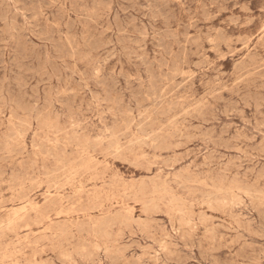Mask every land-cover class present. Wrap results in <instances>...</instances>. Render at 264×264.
Here are the masks:
<instances>
[{"label": "rangeland", "instance_id": "374dc122", "mask_svg": "<svg viewBox=\"0 0 264 264\" xmlns=\"http://www.w3.org/2000/svg\"><path fill=\"white\" fill-rule=\"evenodd\" d=\"M0 15V264H264V0Z\"/></svg>", "mask_w": 264, "mask_h": 264}, {"label": "bare ground", "instance_id": "6f19581e", "mask_svg": "<svg viewBox=\"0 0 264 264\" xmlns=\"http://www.w3.org/2000/svg\"><path fill=\"white\" fill-rule=\"evenodd\" d=\"M14 1H15V0H14ZM31 1H32V0H31ZM33 1H34V0H33ZM74 1H75V0H74ZM115 1H116V0H115ZM121 1H122V0H121ZM170 1H172V0H170ZM18 2H19V1H18ZM20 2H21V0H20ZM22 2H23V1H22ZM57 2H59V1H57ZM161 2H162V0H161ZM2 3H3V2H2ZM34 3H35V2H34ZM69 3H70V2H69ZM164 3H165V2H163V5H164ZM5 4H8V3H5ZM29 4H30V3H29ZM35 4H36V3H35ZM166 4H167V3H166ZM108 5H109V4H108ZM30 6H31V4H30ZM167 6H168V4H167ZM169 6H170V5H169ZM2 7H4V6H2ZM42 7H43V6H42ZM107 7H109V6H107ZM7 8H8V7H7ZM49 8H50V7H49ZM77 8H78V7H77ZM86 8H87V7H86ZM147 8H148V7H147ZM160 8H161V7H160ZM164 8H165V7H164ZM42 9H43V8H42ZM21 10H22V9H21ZM26 10H27V9H26ZM30 10H31V9H30ZM37 10H38V9H37ZM58 10H59V9H58ZM84 10H85V9H84ZM168 10H169V9H168ZM7 11H8V10H7ZM27 11H28V10H27ZM128 11H129V10H128ZM157 11H158V10H157ZM169 11H170V10H169ZM172 11H173V10H172ZM58 12H59V11H58ZM76 12H77V11H76ZM76 12H75V14H76ZM81 12H82V11H81ZM159 12H160V11H159ZM161 12H162V11H161ZM5 13H6V12H5ZM77 13H80V12L78 11ZM162 13H163V12H162ZM165 13H166V12H165ZM173 13H174V12H173ZM7 14H8V13H7ZM93 14H94V13H93ZM118 14H119V13H118ZM118 14H117V15H118ZM163 14H164V13H163ZM1 15H2V14H1ZM1 15H0V16H1ZM4 15H5V14H4ZM79 15H80V14H79ZM165 15H166V14H165ZM173 15H174V14H173ZM153 16H154V15H153ZM167 16H168V15H167ZM170 16H171V15H170ZM52 17H54V16L52 15ZM59 17H60V16H59ZM84 17H85V16H84ZM172 17H173V16H172ZM15 18H16V17H15ZM25 18H26V17H25ZM96 18H97V17H96ZM163 18H164V17H163ZM204 18H205V17H204ZM6 19H7V18H6ZM61 19H62V18H61ZM61 19H60V20H61ZM111 19H113V18H111ZM116 19H117V18H116ZM116 19H115V20H116ZM166 19H167V18H166ZM171 19H172V18H171ZM3 20H4V18H3ZM16 20H17V19H16ZM16 20H14V22H15ZM76 20H77V19H76ZM85 20H86V19H85ZM85 20H84V21H85ZM174 20H175V19H174ZM0 21H1V19H0ZM61 21H62V20H61ZM117 21H118V19H117ZM134 21H135V20H134ZM169 21H170V20H169ZM169 21H168V23H170ZM175 22H176V21H175ZM4 23H5V22H4ZM39 23H40V22H39ZM72 23H73V22H72ZM117 23H118V22H117ZM12 25H14V23H13ZM71 25H72V24H71ZM239 25H240V24H239ZM66 26H68V25H66ZM168 26H169V25H168ZM168 26H167V27H168ZM5 27H6V26H5ZM8 27L10 28V26H8ZM17 27H18V26H17ZM69 27H70V26H69ZM73 27H74V25H73ZM132 27H133V26H132ZM167 27H166V28H167ZM187 27H188V26H187ZM236 27H237V26H236ZM179 28H180V27H179ZM5 29H6V28H5ZM17 29H19V28H17ZM54 29H55V28H54ZM54 29H53V30H54ZM70 29H71V28H70ZM70 29H69V30H70ZM73 29H74V28H73ZM55 30H56V29H55ZM82 30H83V29H82ZM43 31H44V30H43ZM116 31H117V30H116ZM122 31H123V30H122ZM185 31H186V29H185ZM7 32H8V31H7ZM50 32H51V31H50ZM70 32H72V31H70ZM124 32H125V30H124ZM186 32H188V31H186ZM80 33H81V32H80ZM165 33H166V32H165ZM53 34H54V33H53ZM58 34H59V33H58ZM70 34H71V33H70ZM155 34H156V33H155ZM186 34H187V33H186ZM220 34H221V33H220ZM42 35H43V34H42ZM59 35H60V34H59ZM68 35H69V34H68ZM80 35H81V34H80ZM156 35H157V34H156ZM172 35H174V34H172ZM8 36H9V35H8ZM89 36H90V35H89ZM50 37H51V36H50ZM62 37H63V36H62ZM74 37H75V36H74ZM123 37H124V36H123ZM173 37H174V36H173ZM220 37H221V35H220ZM58 38H59V36H58ZM89 38H90V37H89ZM121 38H122V37H121ZM128 38H129V37H128ZM150 38H151V37H150ZM196 38H197V37H196ZM196 38H195V39H196ZM221 38H222V37H221ZM10 39H11V38H10ZM50 39H51V38H50ZM74 39H75V38H74ZM198 39H199V38H198ZM47 40H49V39H47ZM51 40H52V39H51ZM51 40H49V41H51ZM69 40H70V39H69ZM78 40H79V39H78ZM112 40H113V38H112ZM185 40H186V39H185ZM187 40H188V39H187ZM207 40H208V39H207ZM221 40H222V39H221ZM9 41H10V40H9ZM123 41H124V40H123ZM111 42H112V41H111ZM45 43H47V42H45ZM49 43H50V42H49ZM72 43H74V42H72ZM162 44H164V43H162ZM166 44H167V43H166ZM166 44H165V45H166ZM58 45H59V44H58ZM84 45H85V44H84ZM221 45H222V44H221ZM59 46H60V45H59ZM75 46H76V45H75ZM91 46H92V45H91ZM110 46H111V45H110ZM162 46H163V45H162ZM169 46H170V45H169ZM189 46H190V45H189ZM18 47H20V46L18 45ZM88 47H89V46H88ZM93 47H95V46H93ZM32 48H33V47H32ZM35 48H36V47H35ZM35 48H34V49H35ZM60 48H61V47H60ZM60 48H59V49H60ZM85 48H86V46H85ZM182 48L184 49V46H183ZM17 49H18V48H17ZM61 49H62V48H61ZM41 50H42V49H41ZM76 50H77V49H76ZM164 50H165V49H164ZM168 50H169V49H168ZM18 51H19V50H18ZM94 51H95V50H94ZM115 51H116V50H115ZM166 51H167V50H166ZM178 51H179V50H178ZM64 52H65V51H64ZM88 52H89V51H88ZM95 53H96V51H95ZM185 53H186V51H185ZM58 54H59V53H58ZM164 54H165V53H164ZM169 54H170V53H169ZM63 55H64V54H63ZM113 55H114V54H113ZM124 55H125V54H124ZM166 55H167V54H166ZM170 55H171V54H170ZM114 56H115V55H114ZM186 56H187V55H186ZM21 57H23V56H21ZM21 57H20L19 59H21ZM30 57H31V56H30ZM67 57H68V56H67ZM107 57H108V55H107ZM112 57H113V56H112ZM128 57H129V56H128ZM168 57H169V56H167V58H168ZM100 58H101V57H100ZM162 58H163V57H162ZM181 58H182V56H181ZM186 58H187V57H186ZM30 59H31V58H30ZM60 59H61V58H60ZM141 59H142V58H141ZM146 59H147V58H145V60H146ZM21 60H22V59H21ZM24 60H25V59H24ZM39 60H40V59H39ZM70 60H71V59H70ZM129 60H130V58H129ZM143 60H144V59H143ZM143 60H141V61H143ZM184 60H185V59H184ZM16 61H17V60H16ZM18 61H19V60H18ZM18 61H17V62H18ZM34 61H35V60H34ZM119 61H120V59H119ZM177 61H178V60H177ZM30 62H31V61H30ZM32 62H33V61H32ZM33 63H35V62H33ZM142 63H143V62H142ZM145 63H146V62H145ZM147 63H148V62H147ZM18 64H19V63H18ZM164 64H165V63H164ZM181 64L183 65V63H181ZM16 65H17V64H16ZM94 65H95V64H94ZM94 65H93V66H94ZM154 65H156V64H154ZM161 65H162V64H161ZM175 65H176V64H175ZM240 65H241V64H240ZM18 66H19V65H18ZM37 66H38V65H37ZM103 66H104V65H103ZM152 66H153V65H152ZM164 66H165V65H164ZM173 66H174V65H173ZM198 66H199V65H198ZM38 67H39V66H38ZM135 67H137V66L135 65ZM146 67H147V66H146ZM150 67H151V66H150ZM161 67H162V66H161ZM201 67H202V66H201ZM24 68H25V67H24ZM33 68H34V67H33ZM33 68H32V70H33ZM144 68H145V67H144ZM151 68H153V67H151ZM157 68L160 69L159 67H157ZM236 68H238V67H236ZM243 68H244V67H243ZM53 69H54V68H53ZM115 69H116V68H115ZM175 69H176V66H175ZM199 69H200V68H199ZM199 69H198V70H199ZM207 69H208V68H207ZM11 70H12V69H11ZM18 70H19V69H18ZM22 70H25V69H21V71H22ZM29 70H30V69H29ZM29 70H26V71L29 72ZM54 70H56V69H54ZM122 70H123V69H122ZM147 70H148V69H147ZM160 70H161V69H160ZM173 70H174V69H173ZM173 70H172V73H173ZM240 70H242V69H240ZM4 71H5V70H4ZM37 71H38V70H37ZM17 72H18V71H17ZM39 72H40V71H39ZM64 72H65V71H64ZM120 72H121V71H120ZM183 72H184V71H183ZM51 73H52V72H51ZM54 73H55V72H54ZM98 73H99V72H98ZM137 73H138V72H137ZM161 73H163V72H161ZM4 74H5V72H4ZM10 74H11V73H10ZM74 74H75V73H74ZM85 74H86V73H85ZM96 74H97V73H96ZM124 74H125V73H124ZM124 74H123V75H124ZM201 74H202V73H201ZM22 75H23V74H22ZM170 75H171V74H170ZM4 76H5V75H4ZM11 76H12V75H11ZM46 76H47V75H46ZM59 76H60V75H59ZM95 76H96V75H95ZM119 76H121V75H119ZM165 76H166V75H164V77H165ZM183 76H184V75H183ZM187 76H188V74H187ZM30 77H32V76H30ZM34 77H35V76H34ZM123 77H126V76H123ZM154 77H155V76H154ZM154 77H153V78H154ZM156 77H157V76H156ZM166 77H167V76H166ZM175 77L177 78L176 75H175ZM178 77H179V76H178ZM191 77H192V76H191ZM13 78H14V77H13ZM35 78H36V77H35ZM83 78H84V77H83ZM85 78H86V76H85ZM96 78H97V77H96ZM129 78H130V77H129ZM141 78H142V76H141ZM153 78H151V79H153ZM160 78H161V77H160ZM160 78H159V79H160ZM172 78H173V77H171V79H172ZM179 78H180V77H179ZM182 78H183V77H182ZM49 79H50V78H49ZM198 79H199V78H198ZM21 80H22V79H21ZM38 80H39V79H38ZM40 80H41V79H40ZM61 80H63V79H61ZM106 80H107V79H106ZM149 80H150V79H149ZM153 80H154V79H153ZM153 80H151V82H152ZM161 80H162V79H161ZM169 80H170V79H169ZM175 80H176V79H175ZM177 80H178V79H177ZM246 80H247V79H246ZM34 81H35V80H34ZM79 81H80V80H79ZM155 81H156V79H155ZM162 81H163V80H162ZM162 81H161V83H160L161 85H162ZM167 81H168V80H167ZM190 81H191V80H190ZM217 81H218V80H217ZM20 82H21V81H20ZM39 82H40V81H39ZM49 82H50V80H49ZM101 82H103V81H101ZM129 82H130V81H129ZM140 82H141V81H140ZM182 82H183V81H182ZM242 82H243V81H242ZM244 82H245V80H244ZM246 82H247V81H246ZM41 83H42V82H41ZM59 83H60V81H59ZM98 83H99V82H98ZM105 83H106V82H105ZM158 83H159V82H158ZM199 83H200V82H199ZM21 84H23V82H22ZM96 84H97V83H96ZM101 84H102V83H101ZM106 84H107V83H106ZM149 84H150V83H149ZM154 84H155V83H154ZM174 84H175V83H174ZM18 85H19V84H18ZM37 85H38V84H37ZM104 85H105V84H104ZM123 85H124V84H123ZM126 85H127V84H126ZM141 85H142V84H141ZM150 85H151V84H150ZM242 85H243V84H242ZM107 86H108V84H107ZM110 86H111V85H110ZM170 86H171V85H170ZM172 86H173V85H172ZM174 86H175V85H174ZM174 86H173V87H174ZM176 86H177V84H176ZM178 86H179V85H178ZM178 86H177V87H178ZM184 86H185V85H184ZM254 86H255V84H254ZM257 86H258V85H257ZM23 87H25V86H23ZM113 87H114V85H113ZM16 88H17V87H16ZM19 88H20V87H19ZM81 88H82V87H81ZM154 88H155V87H154ZM162 88H163V87H162ZM174 88H176V87H174ZM174 88H173V89H174ZM20 89H21V88H20ZM65 89H66V88H65ZM109 89H110V88H109ZM109 89H108V90H109ZM155 89H157V87H156ZM170 89H171V88H170ZM183 89H184V88H183ZM18 90H19V89H18ZM67 90H68V88H67ZM153 90H154V89H153ZM237 90H238V89H237ZM242 90H243V89H242ZM19 91H20V90H19ZM154 91H155V90H154ZM158 91H160V90H158ZM263 91H264V90H263ZM149 92H150V91H149ZM160 92H161V91H160ZM181 92H182V91H181ZM205 92H206V91H205ZM63 94H64V93H63ZM109 94H110V92H109ZM112 94H113V93H112ZM148 94H149V93H148ZM159 94H160V93H159ZM233 94H234V93H233ZM250 94H251V93H250ZM15 95H16V94H15ZM34 95H35V94H34ZM115 95H116V94H115ZM132 95H133V94H132ZM132 95H131V96H132ZM137 95H138V94H137ZM137 95H136L135 97H137ZM163 95H164V93H163ZM173 95H174V94H173ZM16 96H17V95H16ZM143 96H144V95H143ZM148 96H149V95H148ZM154 96H155V95H154ZM160 96H161V95H160ZM259 96H260V95H259ZM47 97H48V96H47ZM71 97H72V96H71ZM151 97H153V94H152ZM162 97H163V96H162ZM68 98H70V97H68ZM110 98H111V97H110ZM120 98H121V97H120ZM120 98H119V99H120ZM144 98H145V97H144ZM148 98H149V97H148ZM153 98H155V97H153ZM157 98H158V97H157ZM160 98H161V97H160ZM257 98H259V97H257ZM257 98H256V99H257ZM8 99H9V98H8ZM24 99H25V98H24ZM91 99H92V98H91ZM140 99H141V98H140ZM162 99H163V98H162ZM162 99H160V100H162ZM247 99H249L248 96H247ZM260 99H261V98H260ZM27 100H28V98H27ZM46 100H47V99H46ZM106 100H107V99H106ZM138 100H139V99H138ZM154 100H155V99H154ZM158 100H159V98H158ZM250 100H251V99H250ZM261 100H262V99H261ZM68 101H69V100H68ZM70 101H71V100H70ZM107 101H108V100H107ZM116 101H117V100H116ZM143 101H145V100H143ZM148 101H149V100H148ZM163 101H164V100H163ZM247 101H248V100H247ZM0 102H1V101H0ZM117 102H118V101H117ZM137 102H138V101H137ZM145 102H147V101H145ZM165 102H166V101H165ZM241 102H242V100H241ZM244 102H245V101H244ZM244 102H243V103H244ZM262 102H263V101H262ZM20 103H22V102H20ZM32 103H33V102H32ZM32 103H31V104H32ZM135 103H136V101H135ZM149 103H152V104H153L152 100H151V102H149ZM162 103H163V102H162ZM162 103H161V104H162ZM170 103H171V102H170ZM229 103H230V102H229ZM256 103H258L257 100H256ZM1 104H2V102H1ZM23 104H24V102H23ZM117 104H118V103H117ZM136 104H137V103H136ZM154 104H155V103H154ZM161 104H160V105H161ZM241 104H242V103H241ZM74 105H75V104H74ZM118 105H119V104H118ZM178 105L180 106V104H178ZM139 106H140V105H139ZM155 106H156V105H155ZM231 106H232V105H231ZM17 107L20 108V106H17ZM36 107H37V106H36ZM123 107H124V106H123ZM123 107H122V109H124ZM137 107H138V106H137ZM162 107H163V106H162ZM201 107H202V106H201ZM225 107H226V106H225ZM237 107H238V106H237ZM53 108H54V107H53ZM53 108H52V109H53ZM119 108H120V107H119ZM141 108H142V107H141ZM152 108H153V107H152ZM157 108H159V106L156 107V110H157ZM176 108H177V107H176ZM178 108H179V107H178ZM203 108H204V107H203ZM203 108H202V109H203ZM233 108H235V107L233 106ZM129 109H130V108H129ZM142 109H143V108H142ZM142 109H141V110H142ZM173 109L175 110V108H173ZM200 109H201V108H200ZM118 110H119V109H118ZM130 110H131V109H130ZM150 110H151V109H150ZM170 110H171V109H170ZM170 110H169V111H170ZM203 110H204V109H203ZM205 110H206V109H205ZM211 110L213 111V109H211ZM225 110H226V109H225ZM233 110H234V109H233ZM119 111H120V110H119ZM176 111H177V110H176ZM182 111H183V110H182ZM198 111H199V110H197V112H198ZM0 112H2V111H0ZM131 112H133V111L131 110ZM146 112H147V111H146ZM154 112H155V111H154ZM170 112H172V111H170ZM29 113H30V111H29ZM144 113H145V112H144ZM148 113H149V112H148ZM155 113H156V112H155ZM164 113H165V112H164ZM164 113H163V116L166 115V113H165V115H164ZM187 113H188V112H187ZM222 113H223V112H222ZM226 113H227V112H226ZM153 114H154V113H153ZM188 114H189V113H188ZM188 114H186V115H188ZM224 114H225V113H224ZM29 115H30V114H29ZM55 115H56V114H55ZM123 115H124V114H123ZM149 115H150V114H147V117H148ZM156 115H157V113H156ZM169 115H170V114H169ZM203 115H204V113H203ZM203 115H201V116H203ZM14 116H16V115H14ZM117 116H118V115H117ZM159 116H162V115H159ZM167 116H168V115H167ZM193 116H194V115H193ZM124 117H127V116H124ZM145 117H146V116H145ZM145 117H144V118H145ZM156 117H157V116H156ZM169 117H170V116H169ZM183 117H184V116H183ZM11 118H12V117H11ZM129 118H130V117H129ZM138 118H139V117H138ZM142 118H143V117H142ZM144 118H143V119H144ZM201 118H202V117H201ZM204 118H205V117H204ZM204 118H203V119H204ZM131 119H132V117H131ZM181 119H182V118H181ZM191 119H192V118H191ZM203 119H202V120H203ZM4 120H5V119H4ZM103 120H104V119H103ZM103 120H102V121H103ZM106 120H107V119H106ZM115 120H116V118H115ZM141 120H142V119H141ZM154 120H155V119H154ZM8 121H9V120H8ZM12 121H13V120H12ZM12 121H11V123H12ZM127 121H128V120H127ZM133 121H134V120H133ZM144 121H145V120H144ZM148 121H149V120H148ZM152 121H153V120H152ZM156 121H157V120H156ZM164 121H165V120H164ZM176 121H177V120H176ZM6 122H7V121H6ZM129 122H130V121H129ZM134 122H135V121H134ZM138 122H140V121H138ZM161 122H162V121H161ZM105 123H106V122H105ZM114 123H115V122H114ZM132 123H133V122H132ZM103 124H104V123H103ZM112 124H113V123H112ZM146 124H148V123H146ZM150 124H151V122H150ZM116 125H118V124H116ZM142 125H143V123H142ZM9 126H10V125H9ZM23 126H24V125H23ZM127 126H128V125H127ZM171 126H172V125H171ZM24 127H25V126H24ZM47 127H49V126H47ZM125 127H126V126H125ZM139 127H141V128H143V127H144V128H147V125H146V127H145V124H144L143 127H142V126H139ZM167 127H169V126H167ZM115 128H116V127H115ZM122 128H123V127H122ZM128 128H129V127H128ZM144 128H143L142 130H145ZM162 128H163V127H162ZM172 128H173V127H172ZM124 129H125V128H124ZM139 129H140V128H139ZM147 129L150 130V128H147ZM109 130L111 131V130H113V128H112V129H109ZM113 131H114V130H113ZM116 131H117V130H116ZM130 131H131V129H130ZM130 131H129V132H130ZM80 132H81V131H80ZM104 132H105V131H104ZM138 132H139V131H138ZM144 132H145V131H144ZM151 132H152V131H151ZM162 132H163V131H162ZM176 132H177V131H176ZM140 133H142V132H140ZM177 133H178V132H177ZM208 133H209V132H207V134H208ZM23 134H24V133H23ZM126 134H127V133H126ZM143 134H144V133H143ZM143 134H142V135H143ZM146 134H147V133H145L144 135H146ZM152 134H153V133H152ZM173 134H174V132H173ZM209 134H210V136H211V133H209ZM14 135H15V134H14ZM21 135H22V134H21ZM156 135H157V134H156ZM159 135H160V134H159ZM177 135H178V134H177ZM202 135H203V134H202ZM17 136H18V135H17ZM75 136H76V135H75ZM146 136H147V135H146ZM154 136H155V135H154ZM154 136H153V137H154ZM208 136H209V135H208ZM212 136H213V135H212ZM212 136H211V137H212ZM15 137H16V136H15ZM18 137H19V136H18ZM123 137H124V136H123ZM142 137H143V136H142ZM144 137H145V136H144ZM147 137H148V136H147ZM153 137H152V138H153ZM117 138H118V137H117ZM152 138H151V139H152ZM156 138H157V137H156ZM212 138H213V137H212ZM151 139H149V140L151 141ZM153 139H154V138H153ZM209 139H210V138H209ZM19 140H20V139H19ZM73 140H74V139H73ZM116 140H117V139H116ZM154 140H155V139H154ZM154 140H153V141H154ZM204 140H205V139H204ZM158 141H159V140H158ZM20 142H22V141H20ZM20 142H19V143H20ZM137 142H138V141H137ZM137 142H136V143H137ZM162 142H164V141H162ZM162 142H160V143H162ZM166 142L168 143V141H166ZM49 143H50V142H49ZM100 143H101V141H100ZM140 143H141V142H140ZM7 144H8V143H7ZM70 144H71V143H70ZM77 144H78V142H77ZM89 144H90V143H89ZM92 144H93V143H92ZM107 144H108V143H107ZM131 144H132V143H131ZM142 144H143V143H142ZM142 144H141V145H142ZM146 144H147V142H146ZM146 144H145V145H146ZM154 144H156V143L154 142ZM157 144H158V142H157ZM164 144H165V143H164ZM1 145H3V144H1ZM49 145H50V144H49ZM119 145H120V144H119ZM54 146H55V145H54ZM91 146H92V145H91ZM97 146H99V145H97ZM146 146H147V145H146ZM152 146H153V145H152ZM179 146H180V145H179ZM6 147H7V146H6ZM23 147H24V146H23ZM108 147H109V146H108ZM119 147H120V146H119ZM143 147H144V145H143ZM154 147H156V146H154ZM3 148H4V147H3ZM3 148H2V150H3ZM45 148H46V147H45ZM152 148H153V147H152ZM177 148H179V147L177 146ZM18 150H19V149H18ZM93 150H94V149H93ZM95 150H96V148H95ZM0 151H1V150H0ZM7 151H8V150H7ZM11 151H12V150H11ZM32 151H33V150H32ZM41 151H42V150H41ZM49 151H50V150H49ZM89 151H90V150H89ZM15 152H17V151H15ZM25 152H26V151H24V153H25ZM91 152H92V151H91ZM67 153H68V152H67ZM92 153H93V152H92ZM111 153H112V152H111ZM116 153H117V152H116ZM119 153H120V152H119ZM9 154H10V153H9ZM9 154H8V155H9ZM83 154H84V153H83ZM107 154H108V153H107ZM113 154H114V153H113ZM2 155H3V154H2ZM114 155H115V154H114ZM26 156H27V155H26ZM36 156H37V155H36ZM85 158H86V157H85ZM119 158H120V157H119ZM2 159H3V158H2ZM43 159H45V158H43ZM83 159H84V158H83ZM3 160H5V159H3ZM45 160H46V159H45ZM110 160H111V159H110ZM82 161H83V160H82ZM128 165H129V164H128ZM36 166H37V165H36ZM133 166H134V165H133ZM204 167H206V166H204ZM222 167H223V165H222ZM57 168H58V167H57ZM193 170H194V169H193ZM219 170H220V169H219ZM46 174H47V173H46ZM46 174H45V175H46ZM74 174H76V173L74 172ZM218 174H219V172H218ZM72 175H73V174L69 175V179H70V176H71V178H72ZM187 175L190 176L189 174H187ZM199 176H200V175H199ZM249 176H250V175H249ZM256 176H257V175H256ZM6 177H7V176H6ZM24 177H25V176H24ZM152 177H153V176H152ZM32 178H33V177H32ZM35 178H36V177H35ZM75 178H76V177H75ZM75 178H74V179H75ZM251 178H252V177H251ZM10 179H11V178H10ZM13 179H14V178H13ZM16 179H17V178H16ZM54 179H55V178H54ZM58 179H59V178H58ZM252 179H253V178H252ZM11 180H12V179H11ZM47 180H48V179H47ZM65 180H67V179H65ZM16 182H17V181H16ZM25 182H26V180H25ZM48 182H49V180H48ZM72 182H74V181H72ZM175 182H176V181H175ZM11 183H12V182H11ZM14 183H15V182H14ZM55 183H56V182H55ZM65 183H66V182H65ZM68 183H69V182H68ZM257 183H258V182H257ZM16 184H17V183H16ZM69 184H71V183H69ZM88 184H89V183H88ZM110 184H111V183H110ZM6 185H7V184H6ZM49 185H50V183H49ZM203 185H204V184H203ZM212 185H213V184H212ZM28 186H29V184H28ZM30 186H31V185H30ZM41 186H42V184H41ZM68 186H70V185H68ZM9 187H10V186H8V189H9ZM33 187H35V186L33 185ZM46 187H47V186H46ZM66 187H67V186H66ZM48 188H50V186H49ZM51 188H52V185H51ZM142 188H143V187H142ZM181 188H182V187H181ZM217 188H218V187H217ZM250 188H251V187H250ZM127 189H128V188H127ZM183 189H184V187H183ZM208 189H209V188H208ZM222 189H223V188H222ZM243 189H244V188H243ZM27 190H28V188H27ZM52 190H53V188H52ZM55 190H58V189H55ZM60 191H62V189H61ZM134 191H135V190H134ZM157 191H158V190H157ZM247 191H248V190H247ZM249 191H251V190L249 189ZM9 192H10V191H9ZM20 192H21V191H20ZM54 192H55V191H54ZM252 192H254V191H252ZM81 193H82V192H81ZM240 193H241V192H240ZM255 193H258V192L255 191ZM6 194H7V193H6ZM16 194H17V193H16ZM24 194H25V193H24ZM105 194H106V193H105ZM261 194H262V193H261ZM12 195H13V194H12ZM107 195H108V194H107ZM128 195H129V194H128ZM229 195H231V194H229ZM258 195H259V194H258ZM262 195H263V194H262ZM3 196H4V195H3ZM72 196H73V195H72ZM125 196H127V195H125ZM250 196H251V195H250ZM263 196H264V195H263ZM74 197H75V196H74ZM202 197H203V196H202ZM215 197H217V196H215ZM230 197H231V196H230ZM251 197H252V196H251ZM263 198H264V197H263ZM112 199H113V198H112ZM125 199H126V198H125ZM246 199H247V198H246ZM2 200H3V199H2ZM2 200H1V201H2ZM255 200H256V199H255ZM263 202H264V201H263ZM25 204H26V203H25ZM27 204H28V203H27ZM67 204H68V203H66V205H67ZM115 204H116V203H115ZM146 204H148V203H146ZM146 204H145V205H146ZM187 204H188V203H187ZM116 205H117V204H116ZM148 205H149V204H148ZM11 206H12V205H11ZM171 206H172V205H171ZM12 208H13V207H12ZM24 208H25V207H24ZM31 208H32V207H31ZM37 208H38V207H37ZM223 208H224V207H223ZM4 209H5V208H4ZM32 209H33V208H32ZM65 209H66V208H65ZM20 210H21V209H20ZM145 210H146V209H145ZM6 212H7V211H6ZM6 212H5V213H6ZM10 212H11V211H10ZM36 212H37V210H36ZM130 212H131V211H130ZM61 213H62V211H61ZM36 215H37V214H36ZM70 215H71V214H70ZM29 216H30V214H29ZM59 216H60V215H59ZM63 216H64V215H63ZM27 217H28V216H27ZM15 218H16V217H15ZM22 218H23V216H22ZM25 218H26V217H25ZM57 218H58V217H57ZM124 218H125V217H124ZM128 218H129V217H128ZM145 218H146V217H145ZM17 219H18V218H17ZM49 219H50V218H49ZM72 220H73V219H72ZM105 220H106V219H105ZM129 220H130V219H129ZM231 220H232V218H231ZM19 221H20V219H19ZM89 221H90V220H89ZM17 222H18V221H17ZM197 222H198V220H197ZM15 223H16V222H15ZM37 223H39V222H37ZM70 223H71V222H70ZM106 223H107V222H106ZM124 224H125V223H124ZM143 224H144V223H143ZM247 224H248V223H247ZM10 225H12V224H10ZM16 225H17V224H16ZM82 225H83V224H82ZM88 225H89V224H88ZM97 225H98V224H97ZM103 225H104V224H103ZM65 226H66V225H65ZM101 226H102V224H101ZM247 226H248V225H247ZM104 227H106V225H105ZM10 228H12V227H10ZM0 229H1V228H0ZM65 229H66V228H65ZM79 229H80V228H79ZM93 229H94V228H93ZM96 229H97V227H96ZM110 229H111V227H110ZM99 230H100V228H99ZM106 230H107V229H106ZM63 231H64V230H63ZM71 231H72V230H71ZM71 231H70V232H71ZM181 231H182V230H181ZM5 232H6V231H5ZM7 232H8V231H7ZM79 232H80V231H79ZM211 232H212V231H211ZM174 233H175V231H174ZM1 234H2V233H1ZM85 234H86V233H85ZM98 234H99V233H98ZM0 236H1V235H0ZM64 236H65V235H64ZM212 236H213V235H212ZM43 237H44V236H43ZM107 237H108V236H107ZM119 237H120V236H119ZM240 237H241V236H240ZM240 237H239V238H240ZM110 238H111V237H110ZM56 239H57V238H56ZM168 239H169V238H168ZM215 239H217V238L215 237ZM108 240H110V239H108ZM221 240H222V238H221ZM236 240H237V239H236ZM236 240H235V241H236ZM46 241H47V240H46ZM214 242H215V240H214ZM220 242H221V241H220ZM214 244H215V243H214ZM95 246H96V245H95ZM19 247H20V246H19ZM97 247H98V246H97ZM172 247H173V246H172ZM229 247H230V246H229ZM110 248H111V247H110ZM217 248H218V247H217ZM107 249H108V248H107ZM123 249H124V248H123ZM166 249H167V248H166ZM243 249H244V248H243ZM247 250H248V249H247ZM119 251H120V250H119ZM122 251H124V250H122ZM242 251H243V250H242ZM43 253H44V251H43ZM124 253H125V252H124ZM174 254H175V253H174ZM240 254L242 255V252H241ZM246 254H247V253H246ZM246 254H245V255H246ZM80 255H81V254H80ZM114 255H115V254H114ZM178 256H180V255H178ZM115 257H116V256H115ZM168 258H169V257H168ZM179 258H180V257H179ZM238 258H239V257H238ZM245 258H246V256H245ZM240 259L243 260L242 257H240ZM64 260H65V259H64ZM110 260H111V259H110ZM170 260H171V259H170ZM176 260L178 261V259H176ZM245 260H247V259H245ZM249 260H251V259H249ZM35 261H36V259H35ZM35 261H34V262H35ZM120 261H121V260H120ZM173 261L175 262V260H173ZM243 261H244V260H243ZM121 263H122V262H121ZM135 263H136V262H135ZM171 263H172V262H171ZM243 263H244V262H243ZM16 264H17V263H16ZM36 264H37V263H36ZM161 264H162V263H161Z\"/></svg>", "mask_w": 264, "mask_h": 264}]
</instances>
